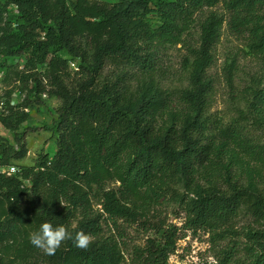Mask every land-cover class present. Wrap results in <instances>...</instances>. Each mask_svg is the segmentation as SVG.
I'll list each match as a JSON object with an SVG mask.
<instances>
[{"label": "trees", "instance_id": "1", "mask_svg": "<svg viewBox=\"0 0 264 264\" xmlns=\"http://www.w3.org/2000/svg\"><path fill=\"white\" fill-rule=\"evenodd\" d=\"M219 5L223 14L214 11ZM204 11L199 44L188 49V85L177 94L182 111L164 128L157 119L172 98L153 79L160 47L185 46ZM224 25L246 39L252 54L264 56V0H0V58L23 57L14 81L28 98L40 104L47 94L60 101L51 127L20 131L32 101L10 107L4 99L0 130L14 134L16 148L0 135V169L26 157L27 130L52 132L56 151L13 175L0 172V264H168L186 234L208 235L209 244L225 241L242 211L257 227L243 235V259H235L233 246L216 264H264V194L229 175L215 182L211 176L222 165L225 144L264 158L239 121L210 114L207 71ZM70 64L80 77L68 86ZM250 103L258 115L264 112V89L254 87ZM175 177H209V186H198L186 203L182 226L140 221L134 203L159 204L160 186ZM120 221L155 237L126 258ZM45 222L92 241L81 249L68 240L46 255L29 239Z\"/></svg>", "mask_w": 264, "mask_h": 264}, {"label": "rangeland", "instance_id": "2", "mask_svg": "<svg viewBox=\"0 0 264 264\" xmlns=\"http://www.w3.org/2000/svg\"><path fill=\"white\" fill-rule=\"evenodd\" d=\"M98 2L115 3L119 0H95ZM214 11L223 14L222 5ZM206 12L197 16V20L185 38V46L176 47L163 46L159 50V61L157 71L153 76L154 82L164 93L170 94L172 105L163 112L157 119V125L168 127L174 118L182 111V107L177 100V94L188 85V60H190L189 48L197 47L199 44V25L205 18ZM214 62L207 71V75L213 81L211 93L210 114L214 119L223 122L239 121L245 127L246 136L254 140L256 145L264 148V112L259 115L255 113L251 101V92L254 87L264 89V56H256L247 47L245 38L232 36L226 25L223 26L220 38L213 49ZM23 67V57L15 59H1L0 71L6 74L3 78L0 96L6 100L10 107L20 106L25 101H32L28 108L24 110L29 115V119L22 126L30 127H51L57 118V109L60 101L47 94L41 96V103H36L33 97L27 96V90H21L20 84L15 83L14 72L21 71ZM70 77L66 80L69 86L79 79L76 75V66L69 65ZM11 69V70H9ZM135 85V84H133ZM0 135L5 141L16 148L14 134L5 129L0 130ZM27 155L20 161L12 163L15 169L13 175L20 167H32L37 157L43 153L51 158L56 151L55 135L44 129L30 132L27 130L25 136ZM222 165L218 171L206 168L213 181L219 177H232L239 186L249 188L253 191L264 194V158H255L238 146L225 144ZM9 171V170H8ZM209 177L200 178L191 182L181 177H175L166 184L160 186L163 191L159 204L150 207H143L142 203L135 202L134 213L139 216L140 221L149 220L151 223L158 221L165 222L166 225L181 227L185 220V205L191 201L198 186L208 187ZM221 184V183H220ZM110 188L117 187V184H109ZM121 229L126 234L127 254L129 258L133 247H142L145 240L154 238L153 231L145 232L138 224H128L118 222ZM229 234L225 241L208 243V235L202 233L186 234V237L179 240L176 250L170 256L168 264H216V258H222L223 252L236 247L235 259H243V235L248 230H255L251 218L242 211L240 215L232 221L229 226ZM104 233L109 234L108 228Z\"/></svg>", "mask_w": 264, "mask_h": 264}, {"label": "clouds", "instance_id": "3", "mask_svg": "<svg viewBox=\"0 0 264 264\" xmlns=\"http://www.w3.org/2000/svg\"><path fill=\"white\" fill-rule=\"evenodd\" d=\"M30 243L41 249L46 255H54L62 243L71 240L78 248L85 249L92 241V237L84 232L75 234L69 232L63 225L54 226L50 222H45L30 234Z\"/></svg>", "mask_w": 264, "mask_h": 264}, {"label": "built area", "instance_id": "4", "mask_svg": "<svg viewBox=\"0 0 264 264\" xmlns=\"http://www.w3.org/2000/svg\"><path fill=\"white\" fill-rule=\"evenodd\" d=\"M72 66H74L72 64ZM3 77H4V72L0 71V90L2 88V80H3ZM6 112V109H5V101L4 99L0 96V116L2 114H4ZM9 170V171H8ZM0 172L1 173H7V174H10V173H14L15 172V169L12 168V167H9L7 169H0Z\"/></svg>", "mask_w": 264, "mask_h": 264}]
</instances>
